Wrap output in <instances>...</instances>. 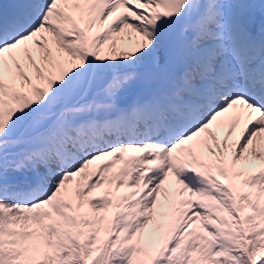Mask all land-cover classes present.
Here are the masks:
<instances>
[{
  "label": "snow or ice",
  "instance_id": "1",
  "mask_svg": "<svg viewBox=\"0 0 264 264\" xmlns=\"http://www.w3.org/2000/svg\"><path fill=\"white\" fill-rule=\"evenodd\" d=\"M0 264H264V0H0Z\"/></svg>",
  "mask_w": 264,
  "mask_h": 264
}]
</instances>
